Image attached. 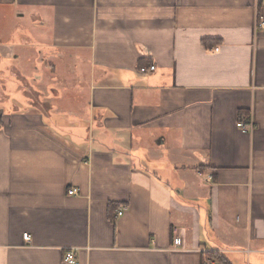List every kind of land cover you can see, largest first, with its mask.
Returning <instances> with one entry per match:
<instances>
[{
    "label": "crops",
    "instance_id": "0c3cea01",
    "mask_svg": "<svg viewBox=\"0 0 264 264\" xmlns=\"http://www.w3.org/2000/svg\"><path fill=\"white\" fill-rule=\"evenodd\" d=\"M262 21L264 0H0V264H264Z\"/></svg>",
    "mask_w": 264,
    "mask_h": 264
},
{
    "label": "built area",
    "instance_id": "2783aa9c",
    "mask_svg": "<svg viewBox=\"0 0 264 264\" xmlns=\"http://www.w3.org/2000/svg\"><path fill=\"white\" fill-rule=\"evenodd\" d=\"M260 26L261 27H264V21H262L260 23ZM216 50H218V48H216ZM156 69V66L155 65H151L149 67H142L140 70L141 72H150V71H154ZM237 127L242 130L243 132H250V131H253L254 129V124L251 120L250 117H247V116H243L241 117V119L238 121L237 123ZM207 181H211L212 178L211 177H207L206 178ZM70 194H77V190L73 189V190H70L69 191ZM119 215H122L123 212L120 210ZM24 239L26 242H30L31 241V235L29 233H24ZM183 243V240H182V237L179 235V234H175V237H174V246L175 247H179L181 246ZM64 261L68 264H79V262L77 261V258L75 256V254L73 252H68L66 254V256L64 257ZM205 264H218V262H216V260H213V259H209L205 262Z\"/></svg>",
    "mask_w": 264,
    "mask_h": 264
}]
</instances>
